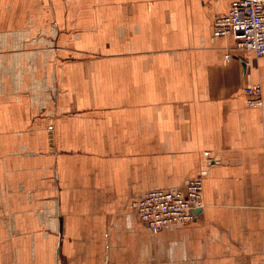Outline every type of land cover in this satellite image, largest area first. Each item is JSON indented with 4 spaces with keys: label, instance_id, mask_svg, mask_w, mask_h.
<instances>
[{
    "label": "crops",
    "instance_id": "obj_1",
    "mask_svg": "<svg viewBox=\"0 0 264 264\" xmlns=\"http://www.w3.org/2000/svg\"><path fill=\"white\" fill-rule=\"evenodd\" d=\"M230 9L0 0V264H264V57L214 35ZM200 175L151 231L137 201Z\"/></svg>",
    "mask_w": 264,
    "mask_h": 264
},
{
    "label": "built area",
    "instance_id": "obj_2",
    "mask_svg": "<svg viewBox=\"0 0 264 264\" xmlns=\"http://www.w3.org/2000/svg\"><path fill=\"white\" fill-rule=\"evenodd\" d=\"M216 37H232L236 41V52L264 57V0H231L227 14L218 15L214 22ZM227 60L232 53L227 54ZM248 106L264 111V93L261 85L244 88ZM205 155L210 162V152ZM200 175L191 179L185 191L156 190L144 194L136 203L140 219L151 231L174 224H189L198 218L202 209L204 181Z\"/></svg>",
    "mask_w": 264,
    "mask_h": 264
},
{
    "label": "rangeland",
    "instance_id": "obj_3",
    "mask_svg": "<svg viewBox=\"0 0 264 264\" xmlns=\"http://www.w3.org/2000/svg\"><path fill=\"white\" fill-rule=\"evenodd\" d=\"M206 156V155H205ZM209 157H211L212 158V156H211V153H210V156ZM206 158H207V156H206ZM210 162V161H209Z\"/></svg>",
    "mask_w": 264,
    "mask_h": 264
},
{
    "label": "bare ground",
    "instance_id": "obj_4",
    "mask_svg": "<svg viewBox=\"0 0 264 264\" xmlns=\"http://www.w3.org/2000/svg\"><path fill=\"white\" fill-rule=\"evenodd\" d=\"M199 212V210L197 211V213Z\"/></svg>",
    "mask_w": 264,
    "mask_h": 264
}]
</instances>
